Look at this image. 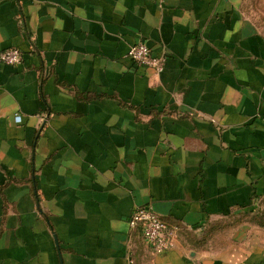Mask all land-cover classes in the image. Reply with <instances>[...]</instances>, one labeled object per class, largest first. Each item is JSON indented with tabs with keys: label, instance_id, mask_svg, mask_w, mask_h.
<instances>
[{
	"label": "crops",
	"instance_id": "1",
	"mask_svg": "<svg viewBox=\"0 0 264 264\" xmlns=\"http://www.w3.org/2000/svg\"><path fill=\"white\" fill-rule=\"evenodd\" d=\"M257 1L0 0V264H264Z\"/></svg>",
	"mask_w": 264,
	"mask_h": 264
},
{
	"label": "built area",
	"instance_id": "2",
	"mask_svg": "<svg viewBox=\"0 0 264 264\" xmlns=\"http://www.w3.org/2000/svg\"><path fill=\"white\" fill-rule=\"evenodd\" d=\"M128 57L141 67H148L161 72L163 63L160 58L154 57L148 45L139 42L131 46ZM23 55L18 49L10 48L0 53V63L17 66L21 64ZM130 224L140 227L144 238L155 253H161L173 248L176 232L170 229L154 212L151 207H138L134 210Z\"/></svg>",
	"mask_w": 264,
	"mask_h": 264
},
{
	"label": "rangeland",
	"instance_id": "3",
	"mask_svg": "<svg viewBox=\"0 0 264 264\" xmlns=\"http://www.w3.org/2000/svg\"><path fill=\"white\" fill-rule=\"evenodd\" d=\"M257 2V7L254 8L252 11L254 16H256L257 19L260 20L261 28L264 31V0H258Z\"/></svg>",
	"mask_w": 264,
	"mask_h": 264
}]
</instances>
